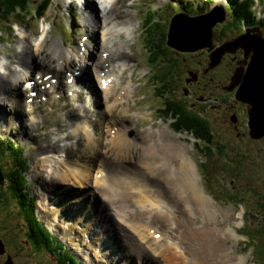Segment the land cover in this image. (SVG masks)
I'll return each instance as SVG.
<instances>
[{"label":"rangeland","instance_id":"obj_1","mask_svg":"<svg viewBox=\"0 0 264 264\" xmlns=\"http://www.w3.org/2000/svg\"><path fill=\"white\" fill-rule=\"evenodd\" d=\"M80 1L50 0L43 17L39 19L32 18L28 22H22L23 24L14 25L11 34L1 26L0 59L5 63H9V68H15L17 66L15 52L22 46L20 44L21 37L23 35L30 37L29 40L33 44V41L38 38L43 29L48 30L47 41L49 47L47 45L43 46L38 57L39 61L42 55H49L48 50L50 49V45L56 44L54 40L62 41L64 47L62 50L59 49V51H64V48L74 49L81 47L80 52H82L84 50L82 45L88 40L89 33H86L85 28L82 26V15H80L81 12L78 9ZM254 1L256 2L254 6L256 20H260L264 17V0ZM70 2L73 4H70ZM227 5L228 0H123L121 7L124 6L123 10H127V8L129 10H127V13L121 12L119 16H134L136 23H138L137 25H139L135 33L136 36L132 40L128 39V46L132 50L131 54L133 55L131 57L133 61L132 65H136L135 75L132 79L134 81L133 86L136 87L135 99L137 101L130 100L128 103L123 102L118 104L113 110V118L118 128L121 129L128 125L134 129L128 133V138L131 139L141 135L151 124H154L157 128L168 126L170 137L179 135L177 141L188 146L189 158H191L198 173L199 187L211 202L208 207L211 212L212 226L219 230L221 236H225L224 238L227 241L222 242L223 248L225 252L229 253V258L235 259L234 262L225 264H264V146L261 150V145H257L259 143L253 140H250L247 144L246 135L238 138L239 141L243 139L239 145L240 151L238 152L236 148H232L226 144V141L232 140L233 134L237 135V132L241 129L247 130L248 134L249 128L243 122L248 120L247 109L250 108V105L247 106V104L239 101L240 103L233 104L234 109L232 113L226 112L225 118H221L218 110L220 108L215 100L218 94H213L218 90L216 84L214 81L209 83L208 76L202 77L203 74L199 71L201 66L207 62L204 51L200 49L193 51L199 46L186 47L182 45V43L185 44L186 37H189L184 33L185 30L190 28L196 29L198 22L195 23L184 17H179L181 19L178 21V24L181 25L178 30L179 40L176 39L174 45L180 50L170 47L165 49L164 47H167L166 36L164 44L160 41L162 31L165 32L166 28L170 29V18L173 14L180 11H185L186 15L191 16L207 14L214 10H224ZM148 9L150 11H147ZM95 15L99 18L98 10ZM213 16H216L217 20H221L219 11H214ZM148 18H151L152 21L147 22ZM215 21L212 20L202 31L203 36L206 37L207 35V37L194 39L193 46L202 45V42L203 44L210 45L207 41L209 35L208 29ZM227 21L225 20L223 24L221 22V25L217 23L212 27V43L224 39H226L225 41H229V36L235 37L238 31L232 32L233 27L229 28L232 29L231 31H228L229 23H226ZM93 35L95 38L91 39V41L95 43L96 37L98 38V31H95ZM167 35L169 36V33ZM236 47L234 46L230 50L233 51ZM154 50L164 51L168 53V56L176 58L178 61L177 66L169 70L167 64L159 60L160 63L158 65L149 64L151 66L149 68L147 60ZM127 52L129 53V50ZM219 53L211 56V58L216 57L214 61L211 59V65H213V62L214 64L216 63L221 54ZM87 56H89L86 61L89 62L88 71H90L91 77L89 74V76L84 75L83 78H85V81L87 79L89 84L94 87L92 83V80H95L92 73L93 63L94 59L99 57V54L91 46V51L89 54L87 53ZM71 59L78 62L75 57ZM27 60V64H30V59ZM49 60L46 59V62H52ZM263 60L264 55L262 56V62ZM2 67L5 70L6 66L3 65ZM35 67L36 69L32 71L33 80L37 79L35 77L36 74L34 75V72L38 70L36 64ZM40 72L37 75L39 76L37 80L42 79L43 81V73L48 72L43 69ZM169 72L170 75L167 81L172 90L166 95L173 97L172 99L182 101L194 111H203L205 113L203 118L209 122L210 130L213 133V138H211L209 143L197 142L187 134L175 132L170 127V120L158 119L164 113L161 109L163 98L156 96L155 87L159 83L156 80L153 81L151 77L163 76ZM194 72L198 75L199 80L196 83L185 84V80L189 78L188 73ZM130 74L131 72L129 71L125 72L126 83L132 80L129 77ZM214 76L220 78L221 73L218 72ZM232 76L233 74L230 75L225 87L231 86L230 79ZM63 77L65 76L61 78ZM4 78L6 79L5 76ZM64 79H62L61 84H63ZM29 81H31V78ZM234 81L236 82V79ZM44 86L43 94L46 96V93L48 95V91L46 85L43 84ZM21 88L24 89L23 85ZM41 89L42 86L40 87ZM184 89H187V91H184ZM10 91L11 88L5 90V92H1V94L5 93L8 98L11 97L13 100V97L9 93ZM60 92H62V89H60L59 84L56 93ZM66 92L67 89L63 93L66 94ZM234 92L235 90L230 95L233 96ZM56 93L49 94L46 100L41 96H36L35 98L28 97L29 91L23 94L22 92L17 93L16 98L20 100L19 103H28V105L31 104L34 107L33 113H27L28 108H25V105L21 107L22 112H25L23 116L19 113L17 108L19 105L15 102L13 103L14 108L17 109L15 113L14 108H10L9 101L4 102V106L0 105V109L3 110H0V138L2 140L8 138L10 142L23 148L24 158L28 167L26 189L29 197L34 198V214L45 230L63 244L65 249L82 264H107L108 261L116 262L115 264H140L141 261L138 260L139 257L137 256H132L128 259L132 245H136L135 242L138 244L136 234H133L124 223L117 221L111 206L105 207L106 211L103 212H99L97 209L101 208V203H104V201L100 198V194H94L95 188L92 179L95 176H93V173L99 170V174H102V176L106 175L108 179L112 178L116 172L125 173L116 159L103 154L99 155V150L105 153L107 149L104 145L108 137L107 125L109 120L107 119L108 117L104 116L107 103L98 93L99 98L97 103L99 104L92 103L91 111L88 113L89 117L80 118V115H84L82 112L84 107L75 98L76 95L72 92V99L63 101L65 100V96L61 95L59 99L63 100H57L59 94ZM87 97L90 96H86L85 101L89 100ZM206 97H212L216 102L213 99L211 101L206 100L205 103L198 101V99H202L203 101ZM82 98L84 99V97ZM208 103L213 108H209ZM225 104L223 102L221 107L224 108ZM244 108L246 109L245 114L241 112ZM233 112H237V114H233ZM232 115H235L242 122L239 125V130H234L233 125L235 124L229 120ZM137 117H139L138 123L136 122ZM10 119L12 120L10 121ZM95 122H97V125L101 123L96 133L94 130L97 127ZM82 126L91 131L94 139L98 141V144L92 143L90 145L92 150L97 151V155L94 158H89L90 155L87 152L89 150H86L83 146L86 140L76 130ZM227 128H230L231 132L229 131V133L224 134ZM68 133L72 135L66 138V134ZM54 135L57 137L64 136L62 142H58L59 148L57 147L55 150L44 149ZM82 135H85V133L82 132ZM77 141L80 142L78 143ZM64 143L76 145L77 150H74L75 152L71 150L75 154L74 156L70 157V152L69 158H64L66 153L62 149ZM245 143L247 146H245ZM219 145H222L221 149H218ZM39 147H42L41 151L38 149ZM201 148H206L208 151H203ZM245 150H248L249 154ZM87 155L89 159L86 158ZM59 158H64L67 161L66 167L78 168L81 174L80 183L55 187L54 183L48 182L45 170L52 171L54 162L51 161L60 160ZM58 163L61 162L58 161ZM47 165L48 167H46ZM123 176L121 175V177ZM84 184H88L87 186L89 187L84 186ZM163 185H165L164 182ZM54 189L56 190L53 191ZM85 196L87 198L84 199ZM117 196L119 195L117 194ZM94 198L96 200H93ZM4 202L7 206L12 205L10 200ZM5 205L0 204V242L5 248H3L4 253L1 254L2 247L0 246V264H58L54 259L53 253V257L46 251L36 253L26 245V239L21 233L22 229L20 228L19 220L12 214L11 207L7 208ZM215 209L217 210L216 214L214 213ZM49 210L50 213L48 214ZM105 216L107 217L105 218ZM178 216L180 217L179 219H177ZM173 217L177 221H172L176 222L179 228L178 220L184 217L183 213L178 210L177 217L174 215ZM52 219L57 223L55 228L53 227L54 221ZM142 223L137 224L142 225ZM157 230L159 231L160 229H154V231ZM159 232L154 236H152L153 233L151 232L149 237H153L159 241L163 231L160 230ZM117 234H119V237L124 242L126 241L125 246L122 245V240ZM157 235H160V239L156 238ZM81 239L84 241L83 244L80 242ZM170 242L171 238H168L165 245H168ZM198 250H201V248H198ZM177 251L179 253L181 249ZM152 258L154 259V257ZM146 264L152 263L147 262Z\"/></svg>","mask_w":264,"mask_h":264},{"label":"bare ground","instance_id":"obj_2","mask_svg":"<svg viewBox=\"0 0 264 264\" xmlns=\"http://www.w3.org/2000/svg\"><path fill=\"white\" fill-rule=\"evenodd\" d=\"M83 2H85V4H83ZM122 2L123 0L80 1L78 9H80V15H82V26L85 28L86 33H89L88 40L82 45L84 47V52H80L81 47L74 49L64 48V51H59V49L62 50L64 47L62 41L54 40L56 44H52L50 45V49L48 48L49 55H42L39 61L38 57L40 56V51L43 49V46L47 45L49 47L47 41L48 30L43 29L38 38L33 41V44H31L29 40L30 37L23 35L20 39V44H22V46L15 52L17 66L13 69L10 67V69L9 63H5L0 59V94L11 88L9 93L13 97L12 100L11 97L8 98L5 93H2L0 95V105L4 106V102L9 101L10 108L13 109V103L15 102L19 105L17 108L19 113L23 116L25 112H22L21 107L25 105L26 108L28 105L26 103H19L20 100L16 98V94L27 92V90L22 89L21 86L25 85L30 78H33L32 71L36 69L35 64L38 70L34 72V75H39L41 73L40 70L43 69L48 73L44 72L42 77L46 74H52L51 78H56L57 80L62 76L66 77L65 80L71 77L73 78L72 84L67 86H69V90L76 95L75 98L81 102L82 107H84L83 111L80 110L84 114L80 115V118L89 117L88 113L91 111V105L92 103L99 104L97 101L100 95L107 103L104 116L106 118L108 117L107 119L109 121L107 125L108 137L106 144H104L107 149L105 153L99 150V155L103 154L112 159H116L125 173L121 174L116 172L110 179H108L106 175H104L105 177L102 176V178L97 179L96 174L100 173V171H95L93 173L95 177L92 179L95 188L94 194H100V198L104 201V203H101V208H97L99 212L106 211L104 208L111 206L117 221L124 223L133 234H136L138 244L135 242L136 245H132L128 259L132 256H137L139 257L138 260L141 261L140 264H146L147 262H151L152 264L232 263L235 259L229 258V253L225 252L222 245V242H226L227 239L225 240V236H221L219 230L212 226L211 212L208 207L211 202L199 187V179L197 178L198 173L194 163L191 158H189L188 146L177 141L179 135L170 137L168 126L157 128L154 124H151L141 135L131 139L128 138V133L134 129L128 125L120 129L114 121L113 110L118 104L123 102L128 103L130 100L137 101V99H135L136 87L133 86L134 81L132 79L135 75L136 65H132L133 61L131 57H133V55L131 54L132 50H130L128 46V39L132 40L133 37L136 36L135 33L139 25H137L138 23H136L134 16H119L121 12L127 13V10H129L128 8L127 10H123L124 6L121 7ZM70 4L73 3L70 2ZM97 10L99 12L100 22L98 16L95 15ZM215 17L216 16H213L212 13L203 19L193 20L195 23L198 22L197 27L196 29L190 28L185 30L184 33L189 37H186V42L185 44L182 43V45L186 47L199 46H193L194 39L207 37V35L206 37L203 36L202 31H204L205 27H207L212 20H216ZM179 20L181 19L177 18L173 21L169 34V45L175 49H177V47L173 45L174 40H176L175 36L176 34L178 35V30L181 26L178 24ZM95 31H98V38L96 37V41L93 43L91 39L95 38L93 35ZM242 41L247 43H242ZM237 42L239 43V47L244 49L245 54L248 53L247 50L255 53V56L252 58V64L250 65L251 69L248 70V73L244 77L243 87L246 88L248 81L254 75V71L258 69L259 58L257 53L261 51L264 53V42L260 40L258 36L253 37L249 35ZM254 42L256 45H252ZM235 44L236 42L230 47L225 48V52H231L229 50L236 46ZM91 46L92 49L96 50V53L99 54V57L95 58L93 63L92 73L95 80H92V83L94 87L89 84L87 79L85 81V78H83L84 75L89 76V74L91 77V73L88 71L89 62L86 61L89 58L87 53H90ZM202 47L209 46L205 45L198 48ZM127 50H129V53ZM218 52L219 50L214 54L216 55ZM72 57H75L78 62L72 60ZM27 59H30V64H27ZM46 59H50L49 61L52 62H46ZM3 65L6 66L5 70L2 69ZM126 71L131 72L129 77L132 79L127 83L125 82ZM262 78L263 76H259V80H262ZM108 79H111V82L103 89L102 82H107ZM95 81L98 83L99 87L96 86ZM45 82L49 83V79ZM234 82L235 81L232 80L231 85H233ZM50 88L54 90L55 86L50 84ZM79 88L81 89L79 90ZM86 96H90L87 97L89 98L87 101H85ZM82 97H84V99ZM259 100L264 102L263 91H261ZM257 109L258 107L255 105V111L253 113L255 121L252 120L253 125H251L253 132L259 124L260 130L264 128V113L260 112L258 118L256 115ZM15 112H17L16 108H14V113ZM136 119L138 123L139 117ZM11 120L12 119H10V121ZM95 124L97 125V122H95ZM100 125L101 123L94 128L95 133L99 130ZM76 130H78V134L86 140L83 146L86 150H89L87 152H89L90 155V157L87 155L86 158H94V156L97 155V151L94 149L92 150L90 145L92 143L98 144V141L94 139L91 131L87 130L85 126L78 127ZM82 132H84L85 135H82ZM111 132H113V134H111ZM71 135V133L66 134V138H69ZM62 138H64L63 135L58 137L54 135L52 139L49 140L50 143L45 146L44 149L55 150L59 146L58 142H62ZM77 142L79 143L80 141ZM38 149L41 151L42 147ZM62 149L63 152H66L64 158H69L71 150H77L76 145L73 143H64ZM74 155L73 152L70 153V157ZM64 158L52 160L51 162H54V168L51 167L52 171L45 170L48 182L54 183L55 187L65 184H77L80 183L81 180V174L78 168L66 167L67 161H65ZM58 161L61 163H58ZM61 165H63V167H61ZM46 167H48V165ZM91 171L93 172V170ZM121 175L124 176L121 177ZM163 182L165 185H163ZM87 185L84 184V186L89 187ZM55 190L56 189L53 191ZM117 194L119 196H117ZM85 198L87 197L85 196L84 199ZM96 199L94 198L93 200ZM50 210L47 212L48 214ZM178 210L184 215V217L178 220V224L180 225L179 228L176 222L172 221H177L173 215L177 217ZM192 212H194L193 215H191ZM214 213H217L216 209ZM106 217L107 216H105V218ZM179 218L178 216L177 219ZM53 221V227L55 228L57 223L55 220ZM141 222H143L142 225L137 224ZM157 228L163 231V238L160 237L161 239L159 238V241L152 236L156 233H160V230L154 231L151 236L152 238L149 237L151 233L150 230L152 231V229L154 230ZM117 236L119 237V234H117ZM129 237L131 238V236ZM168 238H171V242L165 245ZM121 240L122 245L125 246L126 241L124 242L123 239ZM80 242L83 244V239H81ZM197 247L201 248V250H198ZM178 248L181 249L179 253L177 251L179 250ZM152 257H154V259ZM115 263L107 262V264Z\"/></svg>","mask_w":264,"mask_h":264},{"label":"trees","instance_id":"obj_3","mask_svg":"<svg viewBox=\"0 0 264 264\" xmlns=\"http://www.w3.org/2000/svg\"><path fill=\"white\" fill-rule=\"evenodd\" d=\"M49 3L50 0H0V27L2 26L11 34L13 25L23 24L22 22H28L32 18L39 19L43 17ZM251 6V0H228L225 10L232 14V21L228 24V31L232 30L229 28L234 27L235 22L241 23V20L250 26L259 23L254 20L251 14ZM147 11H150V9ZM150 21L152 19L148 18L147 22ZM152 25L154 24L152 23ZM161 36L160 41L164 44L166 31H162ZM164 48L166 49L167 47ZM159 60L165 62L169 70L178 64L176 58L170 57L166 52L159 50L151 52L148 63L158 65L160 63ZM169 75L170 72L166 76L153 77L159 83L155 87L156 96L163 98L161 109L164 113L161 114L162 119L171 121L170 127L173 131L187 134L197 142L209 143L211 138H213V133L210 130L209 122L203 118L205 113L194 111L182 101L172 99L173 97L166 95L172 90L167 81ZM221 148L222 145H219L218 149ZM201 150L208 151L206 148H201ZM236 150L237 152L240 151L239 146H236ZM245 151L249 154L248 150ZM27 172L28 167L24 158L23 148L10 142L9 139H0V204L5 205L4 201H11L12 205H5V207H11L12 214L19 220L20 228L22 229L21 233L26 239V245L36 253L40 251H46L51 255L53 253L54 259L58 264H82L38 222L34 214V198L29 197L26 189Z\"/></svg>","mask_w":264,"mask_h":264},{"label":"flooded vegetation","instance_id":"obj_4","mask_svg":"<svg viewBox=\"0 0 264 264\" xmlns=\"http://www.w3.org/2000/svg\"><path fill=\"white\" fill-rule=\"evenodd\" d=\"M258 27L259 29V32H251L249 36H253V37H257V36H260L259 39L262 40L264 42V22L260 25H251L249 27H245L243 28L244 30H247V29H254ZM243 33V31L241 32H237V34L235 35V37L237 36H240L241 34ZM233 37V38H235ZM232 38V37H230ZM232 38V39H233ZM222 42H220L218 45H220ZM240 53V54H239ZM253 53L249 54L246 58L244 57V53L241 49H238L235 51L234 54H228V53H225L222 58H221V62L219 64V66H215L213 69H209L208 68V65L205 64V65H202L201 68L199 69V71L202 72L203 76L202 77H206V75L208 76V81L209 83H212L213 81L215 82L216 84V87H217V91L214 92L213 94H218V96L215 98V100L217 101L218 105H219V113H220V116L222 119L225 118V116L227 115L226 112L228 113H232L233 109H234V105L235 103H240L239 101H237L235 99V92L238 88V86L240 85L242 79L241 77L243 76V73H244V70L250 65L251 63V58L253 57ZM237 59V60H236ZM225 60V61H224ZM236 60V61H235ZM243 63V64H242ZM245 68H244V67ZM247 66V67H246ZM218 70V71H217ZM221 73V77L220 78H216L214 75H216V73ZM239 73H241V77L238 75ZM232 74H236L238 75V78H240L238 81H237V84L236 86L233 88L235 90V92L233 93V96H231V92L234 91H227L226 90V87L225 85L227 84V81H229V78H230V75ZM196 78V81L194 82H191V81H188L186 82V84H189V83H196L199 79H198V75L196 74L195 76ZM213 98L212 97H206L203 99H198V101H200L201 103H205L206 100H209L211 101ZM214 100V99H213ZM214 100V101H215ZM215 101V102H216ZM227 101V102H226ZM225 102L227 104L224 105V108L221 107L222 103ZM248 106V105H247ZM208 107L209 108H213V106L208 103ZM249 108L247 109V112H248ZM242 113L245 114L246 112V109L244 108V110L241 111ZM233 114H237V112H233ZM228 118V117H226ZM229 120L234 123L235 125H233V128L234 130H239V125L240 123H242L239 119H237L235 117V115H232ZM233 120V121H232ZM245 125H247V121H244L243 122ZM232 128V127H230ZM230 128H227L226 131L224 132V134H227L229 133L230 131ZM244 131V132H242ZM231 132V131H230ZM242 132V133H241ZM223 135V134H222ZM246 135V136H245ZM219 136V135H218ZM224 136V135H223ZM240 136H245L246 138V143L249 142L250 140H253L251 139L250 137H248V134H247V130H243L241 129L240 131L237 132V135H234L232 136V140L230 141H226V144L232 148H236V146H239L241 144V141L238 140V138ZM225 137V136H224ZM254 142L256 143H259L257 145H261V150L263 149V142H264V135L262 137H260L259 139H256V140H253ZM233 142V143H232ZM246 143H245V146H246ZM248 144V143H247ZM244 146V147H245ZM225 148V147H224ZM264 153V151H263Z\"/></svg>","mask_w":264,"mask_h":264},{"label":"water","instance_id":"obj_5","mask_svg":"<svg viewBox=\"0 0 264 264\" xmlns=\"http://www.w3.org/2000/svg\"><path fill=\"white\" fill-rule=\"evenodd\" d=\"M215 11H219V14H220V16H221V20H217L216 19V21H215V23H213L210 27H209V29H208V38H207V41L209 42V44L210 45H208V44H203V42H202V45H200L199 44V47H201V46H205V45H208L209 47H202V48H196V49H194L193 51H195V50H197V49H205V48H211V46H212V42H211V29H212V27L213 26H215L217 23H221V22H223L224 21V18H225V14H224V12L223 11H221L220 9L219 10H215ZM214 12V11H213ZM213 12H211V13H209L208 15H204L203 17L202 16H199V17H195V18H187V17H184V16H181V15H177V16H175L172 20H171V23H173V21L176 19V18H179V17H184V18H186L187 20H190V21H193V20H198V19H203V18H205V17H207V16H209V15H211ZM170 29H171V25H170ZM170 29H169V34H170ZM178 37V35L176 34V36H175V38L176 39H178L179 40V38H177ZM241 39L242 38H245V36L244 37H240ZM240 38H237V39H235L233 42H231V43H224V44H222L221 45V48H220V50H219V52L221 53V51H224V52H222L221 54H223V53H227V52H225V48H228V47H230L234 42H236V46L237 47H239V43L237 42L238 40H240ZM174 42H175V40H174ZM241 43V42H240ZM242 43H247V42H244V41H242ZM167 45L169 46V47H171L170 45H169V36H168V40H167ZM174 45V44H173ZM229 45V46H228ZM252 45H256V43L254 42ZM175 46V45H174ZM175 47H177V46H175ZM236 47V48H237ZM171 48H173V47H171ZM235 48V49H236ZM173 49H175V48H173ZM177 49H178V47H177ZM176 49V50H177ZM180 50V49H179ZM209 51V50H208ZM229 51H231V50H229ZM234 51V50H233ZM233 51H231V52H233ZM253 52V51H252ZM219 53V54H220ZM228 53H230V52H228ZM214 54V53H213ZM212 54V55H213ZM221 54L219 55V57H218V59H217V61H216V63L214 64V62H213V65H211L212 64V61H214V59L216 58V57H212L211 58V56L209 57L210 58V62H209V64H208V67H209V69H211V68H213V67H215L218 63H219V59H220V56H221ZM253 57L255 56V53L253 52ZM258 54V58H259V64H258V69H257V71H254V75L252 76V78L248 81V83H247V87L245 88V87H243V81H244V77L246 76V74L248 73V70H250L251 68H250V65L252 64V59H251V63H250V65L244 70V73H243V76L241 77V73H239L238 75L241 77V79H242V81H241V83H240V85L238 86V88H237V90H236V93H235V99L237 100V101H240V102H242V103H245V104H247V105H250V108H249V110H248V122H247V126H248V128H249V131H248V136L251 138V139H254V140H256V139H259L260 137H262L263 135H264V129L262 128L261 130H260V124L259 125H257V127H256V129H255V131L253 132L252 131V126L251 125H253V122H252V120L253 121H255L254 120V118L255 117H253V113H254V111H255V105L258 107V109L256 110V115L258 116V118H259V116H260V112H263L264 113V102H262V101H260L259 100V98H260V96H261V91H263V93H264V60H263V62H262V56L264 55V53H263V51H261V52H259V53H257ZM218 56V55H217ZM252 57V58H253ZM211 59H212V61H211ZM238 75H236V74H234L233 76H232V78L230 79L231 80V83H232V80H235L236 79V81H238L240 78H238ZM259 76H263V78H262V80H259ZM189 77H191L193 80H195V74H192V73H189ZM236 84H237V82L235 83L234 82V84L233 85H231L230 87H227L226 88V90L227 91H232L233 90V88L236 86ZM258 120V119H257ZM256 130H258V131H256ZM0 246L2 247V252H1V254H3L4 253V250H3V245H2V243L0 242Z\"/></svg>","mask_w":264,"mask_h":264}]
</instances>
